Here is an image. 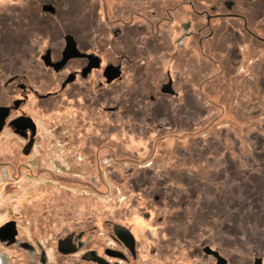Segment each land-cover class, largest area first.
I'll return each instance as SVG.
<instances>
[{
    "label": "flooded vegetation",
    "instance_id": "1",
    "mask_svg": "<svg viewBox=\"0 0 264 264\" xmlns=\"http://www.w3.org/2000/svg\"><path fill=\"white\" fill-rule=\"evenodd\" d=\"M10 1L0 7V142L9 145L0 152V194L26 178L65 193L101 192L102 168L136 161L130 150L117 156L114 146L137 145L140 129H148L145 122L117 121L120 114L173 113L170 101L195 97L179 75L191 71L193 82L207 76L199 85L205 86L211 66L223 73L227 60L240 57L233 39L264 44L251 24L259 0ZM68 110L75 121L65 118ZM55 115L63 119L58 124L50 121ZM40 123L65 130L59 154ZM153 203L161 198L153 196ZM20 205L0 222V264H264L263 250H163L162 236L173 233L155 207L134 220L130 212L99 219L83 216L78 202L48 201L31 210L26 232ZM151 230L158 243L146 247L142 236Z\"/></svg>",
    "mask_w": 264,
    "mask_h": 264
},
{
    "label": "rangeland",
    "instance_id": "2",
    "mask_svg": "<svg viewBox=\"0 0 264 264\" xmlns=\"http://www.w3.org/2000/svg\"><path fill=\"white\" fill-rule=\"evenodd\" d=\"M7 3L11 1L0 0V7ZM258 9L259 18L251 24L264 37V0L258 1ZM232 42L240 48V57L227 60L223 73L211 66L213 79L205 86L199 87L207 76L193 82L187 80L192 78L191 71L179 75L186 80V88L191 86L195 97L182 98L178 103L170 101L167 110L173 113L160 117L143 115L146 119L140 113L120 114L117 121L145 122L148 129H140L137 145L131 142L114 146L117 156L124 157L130 150L136 161H116L111 168H102L101 192L83 189L65 193L59 185L42 188L44 181L26 178L19 188L0 194V222L6 214L10 217L11 206L16 202L21 204L26 232L32 226L31 210L42 208L48 201L78 202L83 216L93 212L99 219H123L130 212V219L134 220L155 207L161 210L173 233L162 236L163 250L172 248L185 253L194 249L197 253L207 245L225 253L264 251V44L255 48L246 36ZM72 113L68 110L65 118L73 122ZM60 118L51 116L50 121L57 123L63 120ZM170 122L174 123L173 128ZM156 124L164 128L158 130ZM40 126L59 154V138L64 137L65 130L53 131L41 123ZM2 144L0 152L9 151L8 143ZM39 152L42 153L37 148L36 155ZM153 196L161 198L160 205H153ZM151 233L149 238L141 235L146 247L158 243V233Z\"/></svg>",
    "mask_w": 264,
    "mask_h": 264
}]
</instances>
